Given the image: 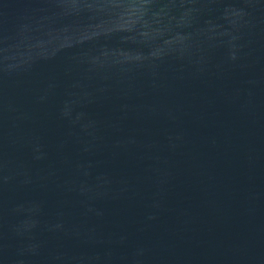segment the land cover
Masks as SVG:
<instances>
[{"label": "water", "instance_id": "water-1", "mask_svg": "<svg viewBox=\"0 0 264 264\" xmlns=\"http://www.w3.org/2000/svg\"><path fill=\"white\" fill-rule=\"evenodd\" d=\"M0 264H264V0H0Z\"/></svg>", "mask_w": 264, "mask_h": 264}]
</instances>
